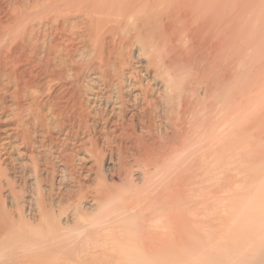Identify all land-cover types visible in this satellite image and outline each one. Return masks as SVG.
Returning <instances> with one entry per match:
<instances>
[{
	"label": "rangeland",
	"instance_id": "374dc122",
	"mask_svg": "<svg viewBox=\"0 0 264 264\" xmlns=\"http://www.w3.org/2000/svg\"><path fill=\"white\" fill-rule=\"evenodd\" d=\"M90 1L0 0V204L28 230L49 224L44 234L67 264H264V0H228L246 11L242 26L231 17L225 34L212 30L227 41L198 47L228 55L227 79L191 90L208 109L186 117L200 125L212 113L210 132L184 140L210 148L209 162L202 150L168 151L179 139L141 93L167 97L170 76L147 69L137 45L118 46L127 35L94 32L101 14ZM162 21L178 30H164L168 44L205 36L179 29L184 16Z\"/></svg>",
	"mask_w": 264,
	"mask_h": 264
},
{
	"label": "bare ground",
	"instance_id": "6f19581e",
	"mask_svg": "<svg viewBox=\"0 0 264 264\" xmlns=\"http://www.w3.org/2000/svg\"><path fill=\"white\" fill-rule=\"evenodd\" d=\"M82 6L85 7V5ZM89 6V8H91L90 10L97 14H101L99 15L100 17H95V29L92 27L94 32L97 30V32H100L99 30L104 29L105 34L116 33L117 35V33L120 32L124 34L123 37L127 35L128 41L126 40L127 42L124 44L119 41L121 44L117 43L118 46L123 48L130 45L133 46L134 44L137 45L140 49L139 51H142V53L148 56L146 64L147 69L152 67L155 71V75L161 78L165 76H170L172 78L170 79L169 77L168 84L166 83V85H168L167 89H169L171 94L167 97L165 96L163 99L161 98L159 101L147 99V95L145 94L146 91L141 93L143 104L149 105L154 103L159 118L173 128L171 138L179 139V141L175 140L168 146V151L171 153L182 151L192 155L196 153L195 151L202 150L204 155L208 158L206 162H209V160H211L209 158H211L213 152L210 148L206 147V145H201L197 149L194 148L195 150H192L185 144L184 140L188 138L186 134L188 135V132L193 129H200L203 134L210 132L211 127L208 123L213 117L212 113L205 112L206 114L204 117L201 116L202 118H198L199 122L201 121L200 125L189 123L186 117L194 115L199 107L208 109L209 105L200 101L197 94L191 92V90L194 85L203 83L208 86L206 88V91H208L215 84L217 86L219 82L227 79L228 73L224 66H222L221 61L228 55L225 54L218 59L211 55L212 52L210 55H203L198 51V47L202 45L205 47L211 45L210 47H212V49L210 47L208 48L213 50L216 44H222L224 40H228V37L216 38L212 30L218 28V30L226 33V31L230 30L232 27L231 25H226L227 23L225 22H228L231 17H240L243 19L246 15V11L237 4L232 5L228 0H91ZM182 16L186 17L187 23L185 25L180 24L179 29L187 28L192 29L193 32L197 31L199 34L200 32L205 34L204 36L201 33L205 38L199 37L197 42H188L186 48L182 47V44H180L181 42L179 43L177 40H170L169 44L166 43L168 39L164 41V34L166 33L164 30L167 32L174 31V34L178 30L175 29V23L165 24L162 21V17H171V19L175 20V18H182ZM218 16L222 17H220V21L215 18H219ZM215 23H218L217 27ZM237 23L242 26L241 20ZM213 24L215 26H213ZM221 33L218 32V34ZM215 39H217L216 43H214ZM114 40H116L115 36ZM185 43L186 42H184V44ZM118 46L117 49L114 47L110 48L108 55L112 52L114 53V51L115 54L119 55ZM203 63L205 64L203 68H201ZM214 67L221 70L220 81L216 80L211 72H209V69ZM106 72L108 74L109 71ZM180 74H188L189 78L185 80L177 78ZM102 77L108 79V76L105 74H103ZM226 98L227 91H225L222 96L220 95L219 98L222 108L228 105V100ZM117 99L115 100L117 101ZM134 103L137 104L136 99ZM144 109H146V106L141 108V112L144 111ZM195 125L198 127H195ZM182 138L183 140L181 141L180 139ZM195 141H197V139L192 138L191 142ZM221 147H223V145ZM0 174H3L1 170ZM27 227V221H25L18 212H16V216H13V214L11 215V213L0 204V264H4L9 257L13 255L15 257L22 256L27 264H55L54 259L46 261L45 258L41 256L43 252L62 255V258L57 260V264L68 263L66 249L63 247H55L53 244H50L51 239H49V235L45 236L44 234V231L50 230L51 227L49 224L39 225V227L32 228L31 230H28ZM40 238L47 240L48 243L42 244L41 246L34 244L35 241L37 242V239Z\"/></svg>",
	"mask_w": 264,
	"mask_h": 264
}]
</instances>
